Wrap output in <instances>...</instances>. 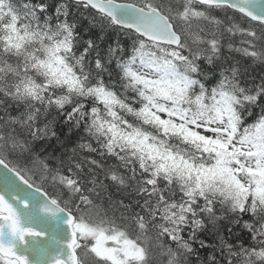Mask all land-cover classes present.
Here are the masks:
<instances>
[{"label":"snow or ice","instance_id":"1","mask_svg":"<svg viewBox=\"0 0 264 264\" xmlns=\"http://www.w3.org/2000/svg\"><path fill=\"white\" fill-rule=\"evenodd\" d=\"M253 66L264 0H0V264H264Z\"/></svg>","mask_w":264,"mask_h":264},{"label":"water","instance_id":"2","mask_svg":"<svg viewBox=\"0 0 264 264\" xmlns=\"http://www.w3.org/2000/svg\"><path fill=\"white\" fill-rule=\"evenodd\" d=\"M35 227L37 230L47 232V236L40 237L38 240L43 245H49L52 241V237L55 236L56 239H66L67 233L65 230V226L62 224V217L58 218L56 221H52L48 218H42L39 220ZM55 248V245L49 247V251L52 252Z\"/></svg>","mask_w":264,"mask_h":264},{"label":"trees","instance_id":"3","mask_svg":"<svg viewBox=\"0 0 264 264\" xmlns=\"http://www.w3.org/2000/svg\"><path fill=\"white\" fill-rule=\"evenodd\" d=\"M229 15H232V13L231 12H229L228 13ZM222 15H223V13H222ZM238 15V14H237ZM112 39L113 40H115V39H120V40H123L124 39V37H117L114 33L112 34ZM104 43H105V45H107L108 43H109V40H105L104 41ZM233 55H236V57H237V59H242L241 57H240V55L239 54H236V53H234ZM253 68H254V75H260L261 74V72L262 71H264V69H262V68H260V67H257V66H253ZM253 69H250V71H252ZM60 129L58 128V131H59ZM49 151H51V149H49Z\"/></svg>","mask_w":264,"mask_h":264}]
</instances>
